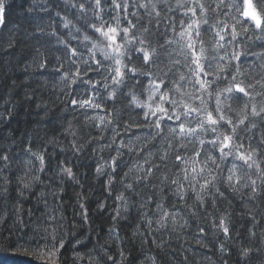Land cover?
Instances as JSON below:
<instances>
[{
  "label": "clouds",
  "instance_id": "9594fccd",
  "mask_svg": "<svg viewBox=\"0 0 264 264\" xmlns=\"http://www.w3.org/2000/svg\"><path fill=\"white\" fill-rule=\"evenodd\" d=\"M0 258L264 264V0H0Z\"/></svg>",
  "mask_w": 264,
  "mask_h": 264
},
{
  "label": "trees",
  "instance_id": "16d2710c",
  "mask_svg": "<svg viewBox=\"0 0 264 264\" xmlns=\"http://www.w3.org/2000/svg\"><path fill=\"white\" fill-rule=\"evenodd\" d=\"M11 259V258H8ZM0 264H4V258H0Z\"/></svg>",
  "mask_w": 264,
  "mask_h": 264
}]
</instances>
